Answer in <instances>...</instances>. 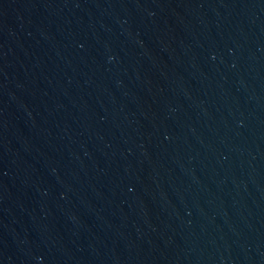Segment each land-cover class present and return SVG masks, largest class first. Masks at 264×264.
<instances>
[{"label":"water","instance_id":"1","mask_svg":"<svg viewBox=\"0 0 264 264\" xmlns=\"http://www.w3.org/2000/svg\"><path fill=\"white\" fill-rule=\"evenodd\" d=\"M0 264H264V0H0Z\"/></svg>","mask_w":264,"mask_h":264}]
</instances>
